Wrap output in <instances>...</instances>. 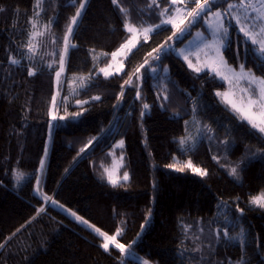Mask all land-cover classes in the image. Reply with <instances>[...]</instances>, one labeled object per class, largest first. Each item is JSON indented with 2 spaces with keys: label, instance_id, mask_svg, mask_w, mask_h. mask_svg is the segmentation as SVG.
I'll return each instance as SVG.
<instances>
[{
  "label": "trees",
  "instance_id": "obj_1",
  "mask_svg": "<svg viewBox=\"0 0 264 264\" xmlns=\"http://www.w3.org/2000/svg\"><path fill=\"white\" fill-rule=\"evenodd\" d=\"M34 2L0 0V264H142L112 245L105 251L100 239L71 217L73 212L106 233L122 229L118 242L152 264H236L241 258L244 264H264V209L249 203L264 192V136L216 95L227 90L225 82L215 73L193 71L172 50L158 61L148 58L172 37L171 25L166 26L170 31L151 32L125 59L124 70L105 78L100 69L113 66L111 54L133 34L124 30L111 0H88L70 38L76 47L70 48L57 85L65 28L82 0H44L35 29L44 35L33 41L35 53L27 47ZM119 2L141 29L139 39L144 38L141 26L159 24L157 13L168 6L165 0L158 8L148 7L151 0ZM102 32L113 37L107 55L98 58L89 41ZM239 38V54L236 42L228 44L226 60L235 68L242 61L264 76ZM33 70L36 75L29 76ZM73 75L85 76L87 84L63 109ZM130 76L132 83L126 84ZM191 118L202 138L183 149L179 141ZM121 140L122 148L117 146ZM225 141L238 179L213 159ZM119 150L129 179L113 187L104 170ZM188 160L208 174L184 167ZM16 173L23 178L17 181ZM37 181L43 195L36 192ZM44 195L56 203L46 202Z\"/></svg>",
  "mask_w": 264,
  "mask_h": 264
},
{
  "label": "snow or ice",
  "instance_id": "obj_2",
  "mask_svg": "<svg viewBox=\"0 0 264 264\" xmlns=\"http://www.w3.org/2000/svg\"><path fill=\"white\" fill-rule=\"evenodd\" d=\"M73 2L75 3V0H73ZM87 2L88 0H82V2L78 4L75 15L70 18L69 23L65 28V33L62 40V54L59 56L60 67L59 70L55 72L57 85H59V78L61 72L64 71V65L67 54L70 51V48L76 47L74 43H70V38L73 34V29L77 25L78 19L80 18L81 13L84 10ZM165 2L168 6L161 9L157 13V15L161 17L160 23L155 25H149L148 27L141 26L144 40L146 41L149 38V33L156 31V29L170 31L171 29L166 28V26L168 25H171V27L176 30L173 31L172 36L176 37L177 40H181L184 37L185 33H188L190 31L191 26L193 24H196L198 21L201 20H206L207 27L211 30L213 39L211 42H205L203 44V48H200L199 51L203 52L204 49L210 50L213 55L210 56L209 52H205L204 54L206 57L218 62L217 66L212 68V71L219 75L221 79L228 80L230 84L232 83V80L229 79V76L225 75L222 71L219 70L220 68H227V71L231 73L233 79H235L237 82L243 80L248 85L247 87L240 90L242 95L240 97L239 104H237L233 100H229L226 93L217 92L216 95L221 96L222 102L229 105L231 111L236 113L239 119L242 122H245L249 126V128L253 130L254 133H257L260 136H264V76H256V74L251 70L246 71L244 64L239 65V72H237L235 68H231L227 65V61L224 60L223 53L221 51V48L229 46L228 44H225V41L228 40L229 37V27H231L234 23L236 30L243 34V37L245 38V43L249 45L247 51L256 57L258 67L264 69V0H239L238 3H227V7L224 8L223 11H212L214 6H220L219 0H165ZM43 3L44 0H35L34 2V14L33 19L31 21L32 28L34 29V31L31 32V39H29L27 44L28 50L33 53H35L36 51V45L33 43V41L37 36L44 35V32L35 30L37 29L38 25V20L36 18L39 16L40 11H43ZM111 3L115 5L118 8V11L122 14L124 30L127 33L134 34L141 30L140 28H137L136 25L130 22L129 9H126L121 6L119 0H111ZM188 4H191L193 6L189 9L187 7ZM153 6H156L158 8L159 0H151V2L148 4V7L152 8ZM3 11L4 9L0 8V12ZM189 17L191 18L190 23L185 24V21L188 20ZM226 19L230 22L228 26L225 25ZM43 27L46 31L49 30L48 25H44ZM197 35L201 36L202 34L198 33ZM171 39L172 37H169V40ZM135 41L136 37L135 35H133L132 38L126 40L125 43H123L116 52H113L111 54L112 58L114 59L117 55L123 53L125 49H128L130 52L131 48L135 47ZM171 48V45H167V47H165V45H161L159 49H153L154 52L158 53L156 56L153 57V59L158 61L160 59L159 53L161 51L167 52ZM180 54H183V50H181ZM189 55L196 56L197 60L200 59L199 52H192ZM189 55H184L183 58L185 61H187L189 67H194L192 61L189 59ZM149 56H152V53H149ZM126 58L127 57H125V59ZM10 62L12 64L19 63V61L16 59H12ZM144 63L148 64L149 61L145 59ZM49 67H52V65H49ZM142 67H144L143 64L136 68L134 74H138L140 72V68ZM200 70L201 69L199 68H194V71L199 72ZM117 71H120V69H117ZM151 71L155 72L156 69L151 68ZM165 71L167 70L165 69ZM100 72L104 74L105 78L112 75V73H110L107 68H101ZM27 74L29 76L36 75L34 70L29 71ZM140 78L141 77L137 76V79ZM125 83L131 84L132 77L130 76L129 79L125 81ZM120 95L123 96V92H121ZM137 98H139V92H137ZM167 98L168 97L166 95L163 97V99L165 100H167ZM94 99L100 98L94 97ZM77 103L82 104L86 102L77 101ZM51 105L53 109L56 108L55 96H53L51 99ZM143 107L144 109H148L150 106L148 104H144ZM193 111H195V109H193ZM143 114L144 113L142 112L141 115ZM75 115L78 116L80 115V113H75ZM51 118L53 120L57 119L56 115H52ZM60 119L63 120L64 117H60ZM207 131L211 132V129L209 128L207 129ZM188 141H193L192 146H195V141L190 136L181 138L179 143L183 148V146L188 143ZM225 143H227V141H225ZM117 146L122 148L124 146V141L121 140ZM81 151H83V149ZM213 159L216 160L217 158L214 156ZM120 160H123L122 154L120 156ZM40 167L41 169H43L44 167L43 160H41L40 162ZM168 167L173 168L175 167V165L170 164L168 165ZM184 167L191 169L192 172L200 176H206L208 174L206 169L194 167L191 160H188ZM177 170L183 171L184 168H179ZM104 171L107 173L108 182L113 187L117 186L118 179L114 178L113 172L107 168H105ZM229 175L238 179L237 167H231L229 170ZM22 178L23 177L21 173H16L17 181ZM122 179L124 181H127L129 179L127 172L123 174ZM37 185H39V181H37ZM36 191L43 195V193L40 191L39 186H37ZM44 200L46 202L51 201L52 203H56L55 201H52L51 197H48L46 195H44ZM249 203L259 209H264V192L257 196L251 197ZM61 207L63 206L61 205ZM43 211V208L40 209V212ZM238 211L243 214V209H238ZM37 215H39V213H37ZM72 215L77 220L85 224L88 223L83 219V217L77 216L76 213L73 212ZM91 227H93L94 230L104 238L105 242L101 245V247L105 251H109V247L110 245H112L120 253H126L127 248L131 246H125L124 244L118 242L117 237L122 234V229L118 228L115 234L108 235L107 233L101 232L100 229L95 228V226ZM185 230H187V227ZM243 232L244 230L241 229L242 245L244 243ZM224 236H228L227 231L224 232ZM133 243H135V241H133ZM0 247H3V245L0 244ZM145 264H147V262H145ZM236 264H244L243 258L237 261Z\"/></svg>",
  "mask_w": 264,
  "mask_h": 264
},
{
  "label": "rangeland",
  "instance_id": "obj_3",
  "mask_svg": "<svg viewBox=\"0 0 264 264\" xmlns=\"http://www.w3.org/2000/svg\"><path fill=\"white\" fill-rule=\"evenodd\" d=\"M238 2H239V0H219L220 6L219 7L214 6L213 9H212V11H223L224 8L227 7V3H238ZM178 6H181V5H178ZM189 9H190V7H189ZM201 22H202V25L196 26L198 23H201ZM186 23H187V20L185 21V24ZM229 23L230 22L226 19L225 20V25L228 26ZM233 28L236 30V27H235L234 23L232 24L231 27H229V37H228V40L225 41V44H231L233 42H236L235 49H236L237 53L239 54V51H240V47H239V44H238L239 43V39H240L239 38V35H242L243 36V34L240 33V32H238L236 30V35H234V33L232 32ZM198 33H201L202 35L201 36H198L197 35ZM133 35H135V37H136L135 47L138 44H140V42L145 41L144 38L143 39H139V37L137 36L136 33L133 34ZM178 35H179V33H178ZM112 37H113V34H111V33H105V32L103 33L102 32V33H95V35L90 39L89 43L92 46V49L96 52V57L100 58L104 54H106L108 43L112 39ZM212 39H213L212 33H211V30L207 27L206 20H201V21H198L196 24H193L191 26L190 31L188 33H185L184 37L181 40H177L176 37L174 38L172 36V41L169 42V44H173V47H174L173 50H174V52L178 56H180V58L186 63L187 66H188V63H187V61L184 60L183 56L184 55H189L192 52H199V55H200V59L199 60H197L196 56L189 55V59L192 61V64H193L194 67H189V66L188 67L190 69H192L193 71H194V68H199L201 70L199 72H197V71H195V72H197V73H203V72L209 71V72L215 73V72L212 71V68L213 67H216L218 62L217 61H214V60H212V59H210L208 57H206L204 53L205 52H209V55L210 56L213 55V54L210 52L209 49H204L203 52H200L199 51L200 48H203V44L205 42H211ZM198 46H199V48H198ZM135 47L131 48V51L130 52H129L128 49H126V50H124L123 53H120L119 55H117L114 58V62L115 63L113 64V66L111 65V68L110 69L108 68L107 70L110 73H112L114 71H117V69H120V71L124 70V68H125V57H128L129 54L132 52V50ZM225 48L226 47L221 48V51L223 53L224 60H226V58L224 56V54H225L224 53ZM245 49L246 48L243 47V50L244 51H245ZM181 50H183V54H180ZM243 56H244V58H246V55L245 54ZM252 56H254V55H252ZM239 64H244V62L241 61ZM227 65L229 67H231V68H235V66H233V65L231 66L228 63V61H227ZM151 68H153V67L151 66ZM235 69H236L237 72H239V67H237ZM219 70L222 71L225 75H228L229 76V79L232 80V83L230 84L228 80L221 79V77L215 73L227 85V90L226 91H219V92L220 93H226L229 100H233L234 102H236L237 104H239L240 103V97L242 95V93H241L240 90L243 89V88H245V87H247L248 86L247 83L245 81H243V80L237 82L235 79L232 78V75H231V73H229L227 71V68H220ZM245 70L247 71V70H251V69L245 68ZM120 71H117V72H120ZM63 72H61V74ZM141 75L142 74H139V77ZM256 76H259V75L256 74ZM138 81H139V79L135 78L134 79V84L137 85L138 84ZM86 84H87V79H86L85 76H78V75L71 76L69 78V81H68V84H67L68 85V89H67L68 92H67L66 96L62 100L61 108L64 109L66 107H69L71 105V103H72V99L78 94V92L80 91V89H82V88H84L86 86ZM219 97L222 100V97L221 96H219ZM227 106H229V105H227ZM229 108H230V106H229ZM189 136L192 137L193 140L195 141V146L199 143V141L202 138V133H201V129H200L199 123L196 121L195 118H191L188 121L187 134L184 137H189ZM216 143H218V142H216ZM118 144H119V142L117 143V145ZM224 144H225V142L220 143L218 145V148L217 149L220 151V153H217L216 152L217 153L216 154V158L225 167V169L229 172L230 168L234 166L235 161H232V159H230V157H228L229 147H227ZM192 145H193V141H188V143H186L183 146V149L192 148L193 147ZM117 153H118V155L115 158L114 164L112 165V167H110L108 169L113 172L114 178L118 179V182H120V181H123V179H122L123 174L125 172H127L128 173V176H129V172L128 171H125L124 168H123V166H124V159L122 161L120 160L121 154L124 157V153L121 150L117 151ZM228 165H231V167H229ZM37 186H39V185H37ZM37 186H36V188H37ZM70 215H71V217L75 221L79 222L82 226H84L86 229H88L89 231H91L97 238H99L100 241H101V244H103L105 242L104 241V238L102 236H100L94 230L93 227H91V226H95L94 224H92L88 220L84 219L85 221L88 222L87 224H85V223L77 220L72 215V213ZM95 228H98V227L95 226ZM98 229H100V228H98ZM101 232L106 233L103 230H101ZM107 234L108 235H113V234H109V233H107ZM128 245H125V246H128ZM127 253L130 256L135 257L142 264H145V262H147V264H152L151 262H149L148 260H146L145 258H143L142 256H140L139 254H137L134 251V249H132L130 247L127 248Z\"/></svg>",
  "mask_w": 264,
  "mask_h": 264
},
{
  "label": "built area",
  "instance_id": "obj_4",
  "mask_svg": "<svg viewBox=\"0 0 264 264\" xmlns=\"http://www.w3.org/2000/svg\"><path fill=\"white\" fill-rule=\"evenodd\" d=\"M189 18H190V17H189ZM169 41H170V40H168L167 43H165V44H163V45H165V47H166L167 44L169 43ZM159 48H160V47H159ZM159 48H158V49H159ZM163 53H164V51H161V52L159 53L160 57H161V55H162ZM157 54H158L157 52H153V53H152V56H149L148 58H149V59H153V57L156 56Z\"/></svg>",
  "mask_w": 264,
  "mask_h": 264
},
{
  "label": "water",
  "instance_id": "obj_5",
  "mask_svg": "<svg viewBox=\"0 0 264 264\" xmlns=\"http://www.w3.org/2000/svg\"><path fill=\"white\" fill-rule=\"evenodd\" d=\"M171 50V49H170ZM170 50L169 51H167V52H170Z\"/></svg>",
  "mask_w": 264,
  "mask_h": 264
},
{
  "label": "crops",
  "instance_id": "obj_6",
  "mask_svg": "<svg viewBox=\"0 0 264 264\" xmlns=\"http://www.w3.org/2000/svg\"><path fill=\"white\" fill-rule=\"evenodd\" d=\"M126 50V49H125Z\"/></svg>",
  "mask_w": 264,
  "mask_h": 264
}]
</instances>
